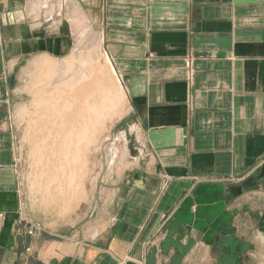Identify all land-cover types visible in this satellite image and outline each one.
I'll use <instances>...</instances> for the list:
<instances>
[{"label": "crops", "instance_id": "1", "mask_svg": "<svg viewBox=\"0 0 264 264\" xmlns=\"http://www.w3.org/2000/svg\"><path fill=\"white\" fill-rule=\"evenodd\" d=\"M79 13L126 93L134 155L100 181L91 227L47 228L23 209L20 76L77 50ZM263 165L264 0H0V264H209L261 239Z\"/></svg>", "mask_w": 264, "mask_h": 264}, {"label": "bare ground", "instance_id": "2", "mask_svg": "<svg viewBox=\"0 0 264 264\" xmlns=\"http://www.w3.org/2000/svg\"><path fill=\"white\" fill-rule=\"evenodd\" d=\"M72 22L79 32L82 29L89 31V21L83 14ZM102 42L100 40L99 46H102ZM88 60H91L90 66L79 67L73 74L71 72L75 66L70 59L58 64L48 59L39 60L35 65V69L40 70L35 85L42 86L36 92L37 109L41 112L38 137L45 151L43 157H39L46 165L40 174L48 181L43 190L46 197L51 196L52 202H57L59 188L63 189L61 194L78 197L84 194L86 186L93 187L100 166L102 146L109 139L107 134L104 137L101 135L106 130L108 119L121 113L117 109L118 98L126 97L122 85L119 87L114 79L111 80L103 69V63L101 66L94 63V59ZM109 64L115 72L112 64ZM112 111L114 114H111ZM121 138L124 140L123 135ZM123 140L124 157L127 147ZM54 181L59 183V188L48 185Z\"/></svg>", "mask_w": 264, "mask_h": 264}, {"label": "rangeland", "instance_id": "3", "mask_svg": "<svg viewBox=\"0 0 264 264\" xmlns=\"http://www.w3.org/2000/svg\"><path fill=\"white\" fill-rule=\"evenodd\" d=\"M72 25L74 32L79 35L78 38L76 36L74 38L75 46L73 49L77 50H73L67 57L40 56L35 58L32 62L29 61L26 65L24 63L25 66L20 76L22 101L15 114V123L18 138V172L20 175L23 209L26 214L25 220L31 225L39 224L47 228H61L63 224H70L71 227L75 226L76 229L81 228L84 230L95 223L93 208L96 206V198H98L101 190L100 181L102 179H109L110 176H115L124 170L125 161L134 155L135 138L131 135L129 126L125 124L126 122L122 121L127 113V96L125 99L118 98L117 109L121 113L118 116H113L108 119L106 130L101 135L104 137L107 134L109 139L102 146L100 166L93 187L91 188V186L85 185L84 194L82 193L78 197L77 195L76 197H70L61 194L60 191L63 189L61 190V188H59V183L54 181L53 183L50 182L48 185L53 184L56 189L57 187L59 188V198L57 197V202H52L51 196L46 197L44 195V185H47L48 181L44 180L43 176L41 177L40 174L41 171L46 168V165L45 161L41 158L45 151L43 152L42 145L40 146V137H38L40 136L39 124L41 123V112L37 109L38 102L36 101V92H38L42 86L39 85L36 87L35 85L38 75L40 74V70L35 69L37 61L48 59V61H53V63L58 64L64 60L70 59L75 66L71 72L73 74L76 73L79 67L86 68L88 65L90 66L91 60L88 59H94V63L100 64L101 66L104 64L103 69L108 73L107 75L111 80L114 79L113 81L117 86L120 87L122 85L117 74L111 70L110 61L104 52L103 45L99 46L100 40H98V34L90 29V25L88 27L89 31L87 32L84 29L79 32L73 22ZM81 33L85 34L84 37H81ZM78 39L79 43H77ZM77 44L79 47H77ZM111 114H114V112L112 111ZM122 135L124 140L121 138ZM122 140L126 141L127 147V153L124 157ZM36 146L39 148L37 149ZM69 205H71V207H68ZM261 233V239L252 245V250L247 252V260L244 264H264V232ZM209 264H219L217 254Z\"/></svg>", "mask_w": 264, "mask_h": 264}, {"label": "flooded vegetation", "instance_id": "4", "mask_svg": "<svg viewBox=\"0 0 264 264\" xmlns=\"http://www.w3.org/2000/svg\"><path fill=\"white\" fill-rule=\"evenodd\" d=\"M260 229L264 232V218L261 219ZM250 244H242L240 248L234 246H228L225 244L223 247L222 256L218 257L219 264H244L247 260V252L252 250Z\"/></svg>", "mask_w": 264, "mask_h": 264}, {"label": "water", "instance_id": "5", "mask_svg": "<svg viewBox=\"0 0 264 264\" xmlns=\"http://www.w3.org/2000/svg\"><path fill=\"white\" fill-rule=\"evenodd\" d=\"M259 179H264V165L262 166V168L260 169L259 175H258Z\"/></svg>", "mask_w": 264, "mask_h": 264}]
</instances>
